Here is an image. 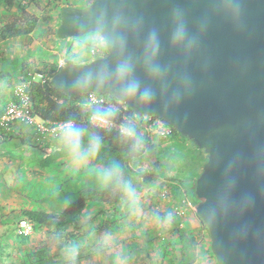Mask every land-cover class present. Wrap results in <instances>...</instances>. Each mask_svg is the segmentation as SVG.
I'll use <instances>...</instances> for the list:
<instances>
[{
  "label": "water",
  "instance_id": "water-1",
  "mask_svg": "<svg viewBox=\"0 0 264 264\" xmlns=\"http://www.w3.org/2000/svg\"><path fill=\"white\" fill-rule=\"evenodd\" d=\"M60 20L58 39L96 33L108 53L65 62L53 87L113 96L203 150L195 212L217 263L264 264V0H94Z\"/></svg>",
  "mask_w": 264,
  "mask_h": 264
},
{
  "label": "crops",
  "instance_id": "crops-1",
  "mask_svg": "<svg viewBox=\"0 0 264 264\" xmlns=\"http://www.w3.org/2000/svg\"><path fill=\"white\" fill-rule=\"evenodd\" d=\"M64 1L71 6L83 8L93 0ZM36 2L42 9L49 4V0H36ZM33 4L31 2L29 6L26 5L27 11L36 15L40 14ZM50 13L51 20L43 26L39 25L31 34L15 38H0V113L5 111L10 102L16 100L15 89L22 83L25 72H28L30 77L35 73L36 67L41 68L48 62L58 66L62 60L65 62L72 60L75 63H85L89 60V52L81 47L84 43L81 38L64 42L55 38L53 31L57 30L61 22L59 10L54 9ZM21 14V7L16 2L12 6L0 2V27ZM96 39L93 37L91 41ZM1 130L0 264H20V257L25 250L33 251L38 243H47L50 240L45 231L37 232L31 236L30 243L24 246L21 237L16 234L20 212L41 210L58 214L69 201L78 197L81 190L88 187L106 189L107 186H102L99 179V173L105 168L92 166L89 161L83 159L82 153L85 148L82 146L78 156H74L68 150L65 156L58 158L50 166L42 167L46 157L66 147L63 132L57 135L45 134L35 127L16 123L2 138ZM81 138L84 137L81 136ZM155 142H157L158 152L173 147L171 142L160 143L156 139L153 140V143ZM153 160L152 156L147 154L140 162L143 168H151L154 166ZM168 167L171 171L170 164ZM155 170L159 169L155 167ZM160 178L163 182L165 181L162 177ZM132 191L136 199L134 200L135 209L133 208V213L128 215L130 223L120 228L118 235L114 234L112 229H105L103 233H100L99 226L102 219L100 217L88 228L87 235H83V238L74 246L66 247L68 250H64L63 264H133V259L131 261L127 259L126 252L129 250L127 247H133L136 244V237L144 235V229L151 226L152 212L160 213L167 209L182 222L181 227L195 238L197 251L191 252L192 258H189L188 262L209 264L210 246H207V239L210 240V238L196 215L195 205L189 197L176 201L172 198L170 187L162 186L158 182L150 186H137ZM127 212L129 213V209ZM92 213L94 214V211L90 215ZM168 233L167 235L170 236L171 232ZM163 236L167 237L166 234ZM188 240L191 238L185 239V241ZM169 243L170 258L180 260L181 252L186 244L178 236L173 237ZM47 244L50 248L57 246ZM81 252L85 258L78 260ZM118 252L122 253L123 259L115 255ZM158 254L161 255L160 252Z\"/></svg>",
  "mask_w": 264,
  "mask_h": 264
},
{
  "label": "trees",
  "instance_id": "trees-1",
  "mask_svg": "<svg viewBox=\"0 0 264 264\" xmlns=\"http://www.w3.org/2000/svg\"><path fill=\"white\" fill-rule=\"evenodd\" d=\"M0 2L12 6L16 0H0ZM31 2L34 3L35 8H38L40 14L29 13L26 6H20L22 14L0 27V38L27 36L36 31L39 25L43 26L51 20L50 11L58 9L60 17L61 10L66 6H71L64 0H49V4L42 9L36 0ZM56 31H53V35L58 41L70 40L58 39ZM69 61L73 62L72 60ZM58 70L57 64L52 62H48L47 65H43L41 68H35V73L45 74L47 78L43 82L34 81L29 86L33 116L46 126L72 123L73 127L79 129L81 136L84 137L81 138V146L85 148L82 153L83 159L89 161L92 166H101L105 169L113 165L118 166L119 180L107 185L106 189L88 187L81 190L78 197L69 201L58 214L41 210H22L16 227V234L21 237L22 244L24 246L28 245L33 234L45 231L50 238L47 243L56 244L57 246L56 248H50L46 242H40L33 251L25 250L23 252L19 260L20 264H63L65 262L64 250H68L66 247L74 246L76 242L83 238V235H87L89 233L88 228L100 217L102 219L99 232L103 233L105 229H112L111 231L118 235V230L130 223L128 222V215L132 214L135 209L134 201L126 196L128 188L150 186L158 182L162 186L170 187L172 198L176 201L189 197L192 203L196 205L198 200L195 195V182L207 160L206 156L205 160L200 159L198 164L194 166L185 165L187 161L184 163L179 156L180 154L176 156L173 147L170 149L172 151L168 150L167 155L162 156L164 152H158L157 142L153 143L151 136L146 131L147 120L145 117L138 115L130 108H127L126 111H120L121 109L119 111L106 110L99 105L89 103L87 95L79 97L65 95L51 84V79ZM28 76V72H25L21 84L31 79L32 76ZM110 97L117 101L113 96ZM95 114L107 115L108 119L123 123L130 129L131 134L95 127L89 122V117ZM125 115L127 119L123 120ZM16 123H11L8 129L0 128V130L2 129V138L11 131ZM179 137L184 141H189L174 129L173 136L167 142L172 143L173 138ZM97 138L100 142L99 151L90 154V142ZM156 141L164 143L163 140ZM67 151V146L55 151L46 157L47 159L42 163V167L50 166L55 160L65 156ZM164 151L167 152L166 149ZM147 154L156 160V165L153 164L154 166L151 168H143L140 162ZM162 160L164 163H166V160L170 163L163 167L161 165ZM169 164L171 171L168 167ZM157 166L161 168L159 171L155 170ZM160 177L165 181L163 182ZM128 209L129 213L127 212ZM92 211H94V214L90 215ZM150 217L151 226L144 229V235L136 237V244L133 247H127L129 248L126 252L127 259L130 261L133 259V264H190L188 261L189 258H192L191 252L195 253L197 251V244H195V238L191 237L181 227L182 222L178 217L168 209L160 213L152 212ZM22 220H28L34 224L32 235L26 236L18 232V226ZM199 220L209 235L206 225L200 218ZM168 232H171L170 236L167 235ZM163 234H166L167 237L165 238ZM175 236H178L186 244L181 252L180 260L170 258L171 251L168 249L169 242ZM188 237L191 240L185 241ZM208 251L214 264H218L211 251V240ZM82 254V252L81 255L79 254V257H81L78 260L85 258ZM115 255L119 259L124 258L120 252ZM209 264H212L211 261H209Z\"/></svg>",
  "mask_w": 264,
  "mask_h": 264
},
{
  "label": "built area",
  "instance_id": "built-area-1",
  "mask_svg": "<svg viewBox=\"0 0 264 264\" xmlns=\"http://www.w3.org/2000/svg\"><path fill=\"white\" fill-rule=\"evenodd\" d=\"M33 0H16V3L20 6H26ZM107 47L104 40L101 38L93 40L90 44L89 54L90 60L85 63L91 62L98 58H103L107 55ZM65 63L64 60L58 64V69ZM47 75L45 74H33L31 79L26 83L20 84L15 89L16 100L10 102L3 113H0V128L8 129L11 123L17 122L27 126L35 125L40 132L45 134L57 135L59 132L64 131L68 126H72V123L54 124L46 126L39 119L32 114V99L30 96L29 86L34 81H45ZM114 101L109 95H98L94 93L87 94V101L94 105H99L106 110L113 111H126L129 108L122 101L116 99ZM101 114H95L89 117V122L95 127L105 130H116L121 133H131L130 129L123 123H117L113 120L107 119L106 122L100 119ZM147 120L146 131L151 136L152 140H163L167 142L174 134V128L165 122L164 120L152 116L145 117ZM126 115L123 116V120H126ZM19 233L22 235H32L34 233V224L28 220H22L19 223Z\"/></svg>",
  "mask_w": 264,
  "mask_h": 264
},
{
  "label": "clouds",
  "instance_id": "clouds-1",
  "mask_svg": "<svg viewBox=\"0 0 264 264\" xmlns=\"http://www.w3.org/2000/svg\"><path fill=\"white\" fill-rule=\"evenodd\" d=\"M135 86H129V92H134ZM100 119L104 122L107 121L108 117L107 115H102ZM131 134V133H129ZM63 140L68 148V150L74 155L78 156L80 153L81 148V132L79 129L68 126L63 131ZM100 148V142L99 139H95L90 142V154H95V152H98ZM99 179L101 181L102 186H107L113 182H118V166L113 165L110 168L104 169L99 173ZM126 196L130 200H135L136 196L135 193L132 191L131 188H128L126 191Z\"/></svg>",
  "mask_w": 264,
  "mask_h": 264
},
{
  "label": "rangeland",
  "instance_id": "rangeland-1",
  "mask_svg": "<svg viewBox=\"0 0 264 264\" xmlns=\"http://www.w3.org/2000/svg\"><path fill=\"white\" fill-rule=\"evenodd\" d=\"M93 37L97 38L99 40L101 39V36L96 34V33H90V34H87V35H85L84 37L81 38L83 40V42H84L82 44V46H81L84 51H88L89 52L90 44L92 42L91 39ZM88 58H89V60L91 59L90 54L88 55ZM172 141H173L172 143L174 145L173 149H175L174 150V154H176V156H177V154H180L179 156L181 157L182 161H184V163L187 161V163H185V165L194 166L195 164H198L200 159H202V161H203V159L205 160V158L207 156L206 153L203 150L199 149L193 142L184 141L180 137L179 138H173ZM170 149L171 148L166 149L167 152H165L163 150L162 152H164V153L162 154V156L163 155H167V153L169 151H172ZM152 162H153V164L156 165V161L155 160H153ZM161 162H162L161 165H163V167L166 166L165 163L163 162V160ZM165 162H166V164L170 163L167 160ZM157 169H160V167L157 166ZM207 241H208V245L207 246L209 247L210 246L209 245L210 240L207 239ZM209 259H210L211 263L214 264L213 259L211 257V254L209 256Z\"/></svg>",
  "mask_w": 264,
  "mask_h": 264
}]
</instances>
